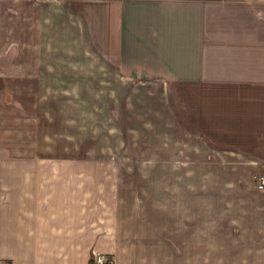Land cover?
Masks as SVG:
<instances>
[{"label": "crops", "instance_id": "obj_1", "mask_svg": "<svg viewBox=\"0 0 264 264\" xmlns=\"http://www.w3.org/2000/svg\"><path fill=\"white\" fill-rule=\"evenodd\" d=\"M51 59L83 64L91 91L105 76L123 123L145 102L168 130L154 170L171 174L133 195L111 180L108 194L99 173L128 165L0 148V264H264L251 179L264 168V0H0L4 88L38 91Z\"/></svg>", "mask_w": 264, "mask_h": 264}, {"label": "rangeland", "instance_id": "obj_2", "mask_svg": "<svg viewBox=\"0 0 264 264\" xmlns=\"http://www.w3.org/2000/svg\"><path fill=\"white\" fill-rule=\"evenodd\" d=\"M48 64V73L40 76L38 84L35 81L34 88H39L38 91H10L9 85L4 88L0 77V98L6 102L0 105L3 120L0 148L5 158H18V154L27 150L34 162L128 165L132 170L99 173L108 181L107 192L109 181L115 180L119 191L124 183L125 192L120 193L128 195L137 194V186L142 182L151 186L146 190L152 191L155 179L170 178L171 173L154 170V151L167 143L169 146L168 130L164 133V128L159 131L161 125L155 129L152 123H147L151 111L145 102L139 107L144 115H137L136 108L130 109L133 118L123 123L122 118L115 116L121 109H115L114 98L105 92V76H98L99 91L95 92L90 90L79 61L51 59ZM104 149H113L118 154L125 150L124 153L132 155L112 157ZM262 173L264 168L252 174L255 187V179Z\"/></svg>", "mask_w": 264, "mask_h": 264}, {"label": "built area", "instance_id": "obj_3", "mask_svg": "<svg viewBox=\"0 0 264 264\" xmlns=\"http://www.w3.org/2000/svg\"><path fill=\"white\" fill-rule=\"evenodd\" d=\"M256 181V187L258 189H262L264 186V174H259V176L257 177V179H255ZM109 260L107 259L106 256L102 255V254H93L91 256V264H106L108 263Z\"/></svg>", "mask_w": 264, "mask_h": 264}]
</instances>
